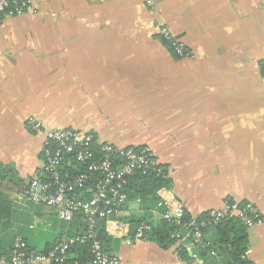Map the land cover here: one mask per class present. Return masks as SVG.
<instances>
[{
  "label": "crops",
  "instance_id": "crops-1",
  "mask_svg": "<svg viewBox=\"0 0 264 264\" xmlns=\"http://www.w3.org/2000/svg\"><path fill=\"white\" fill-rule=\"evenodd\" d=\"M145 1L34 0L33 15L0 19L2 248L19 238L44 251L64 228L22 195L41 165L30 117L92 131L99 143L150 147L170 179L158 193L170 204L151 208V222L172 207L196 220L226 200L264 213V0H151L152 12ZM158 25L191 57L174 58ZM138 203L117 219L142 216ZM244 229L246 261L264 264V228ZM115 240L118 264H222L193 253L191 238L186 257L178 245Z\"/></svg>",
  "mask_w": 264,
  "mask_h": 264
},
{
  "label": "built area",
  "instance_id": "built-area-1",
  "mask_svg": "<svg viewBox=\"0 0 264 264\" xmlns=\"http://www.w3.org/2000/svg\"><path fill=\"white\" fill-rule=\"evenodd\" d=\"M33 4L34 0H0V19L33 15ZM145 4L152 12L153 1L146 0ZM157 33L175 58L191 57L189 48L167 26L158 25ZM25 124L33 134L43 137V143L41 165L26 184L23 197L29 203L53 209L58 219L65 223H70L76 215H82L86 221V232L75 237H68L64 233L47 253L28 250L25 242L16 238L7 257L8 263L1 256L0 263L63 264L71 247L83 245L95 237L94 228L98 219L105 220V231L112 238L128 237L129 226L117 219L127 199L123 193L126 178L136 171L143 175L161 173L162 168L152 149L147 146L102 144L99 141L93 143V137L88 132L46 129L41 122L31 117ZM72 163L78 164L81 170L73 172L66 169ZM85 195L88 197L84 198ZM159 198L157 207L170 204L166 196L160 195ZM182 216L181 208L172 207L162 217L179 223ZM224 218L235 219L245 228H264V213L258 211L253 204L226 200L221 209L206 211L198 224L188 232L192 242L201 243L202 229L214 226ZM149 230V225L140 224L131 236L132 241H145V232ZM90 254L92 260L86 264L119 263L116 256L105 253L97 242L92 244Z\"/></svg>",
  "mask_w": 264,
  "mask_h": 264
},
{
  "label": "trees",
  "instance_id": "trees-1",
  "mask_svg": "<svg viewBox=\"0 0 264 264\" xmlns=\"http://www.w3.org/2000/svg\"><path fill=\"white\" fill-rule=\"evenodd\" d=\"M88 133L92 135L93 143H95L97 138L94 133L92 131H88ZM160 167L162 168V171L159 174L146 173L143 175L141 172L136 171L133 175L126 178V184L123 190V193L127 198L125 204L127 202L138 201V208L143 214L142 216L130 215L129 217L121 220L124 221L125 224L127 223L129 226L128 237L133 235L135 229L140 224H147L150 226V230L145 232V241L152 242L160 249L165 250L173 247L174 245H178V248L175 250L176 254L178 257H186L187 251L185 245L191 238V235H188V232L192 231V229L198 224L199 219L205 213L200 218L193 220V218H191L187 212H184L179 223H176L173 220L168 221L163 218L156 223L151 222L148 211L151 208L156 207L160 201L158 193L170 187V179L167 176L166 167L161 164ZM66 169L76 172L80 171L81 167L76 163H72L71 167H67ZM87 197L88 195L84 196V198ZM1 198L2 195L0 194V205L4 202ZM7 213L8 211L6 214ZM161 213L164 214L165 210L162 209ZM63 225L64 228L59 236V239L64 233H66L68 237H75L86 232V221L82 215H76L70 223L63 222ZM66 225H69V231L65 230ZM6 228V223L0 225V232L4 231ZM201 233L202 242L194 245V250H192L193 253L197 252L198 255L204 256L214 252L216 255V260L217 258L222 260V264H249L245 259V252L247 248L246 232L239 221L235 219L224 218L214 226L205 227L202 229ZM94 234L95 237L89 239L85 244H77L71 247L68 251L67 259L63 264H86L87 262L91 261L92 256L90 254V248L94 242H97L105 253L115 256L114 252L118 241L106 233L105 220L98 219L96 227L94 228ZM184 235L188 237V239L185 241H183ZM59 239L52 245L47 246L44 251H40V253L49 252L53 246L58 243ZM22 241L25 242L24 240ZM25 244L28 250H35L29 247L26 242ZM11 250L12 246L8 249H4L0 246V256L5 257L6 263H8L7 257Z\"/></svg>",
  "mask_w": 264,
  "mask_h": 264
}]
</instances>
